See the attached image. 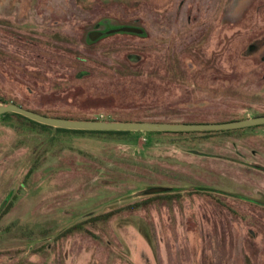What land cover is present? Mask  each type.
<instances>
[{"label":"rangeland","instance_id":"obj_1","mask_svg":"<svg viewBox=\"0 0 264 264\" xmlns=\"http://www.w3.org/2000/svg\"><path fill=\"white\" fill-rule=\"evenodd\" d=\"M104 19L143 37L92 42ZM0 87L30 109L102 121L254 118L264 114V0H0ZM43 140L0 119V264H264V127L52 132L53 147L33 154ZM157 186L172 191L136 196ZM79 223L88 232L65 233Z\"/></svg>","mask_w":264,"mask_h":264},{"label":"trees","instance_id":"obj_2","mask_svg":"<svg viewBox=\"0 0 264 264\" xmlns=\"http://www.w3.org/2000/svg\"><path fill=\"white\" fill-rule=\"evenodd\" d=\"M108 19V18H107ZM107 19H104L103 24L107 27L106 29H104V35L101 39H99L97 42L103 40L104 38L110 37L113 34H122V33H126L125 31H123L124 28H136L139 29L137 27H135L132 23H123V24H119L117 21H113V26L112 24L106 23V21H108ZM141 30V29H139ZM142 31V30H141ZM130 33V32H128ZM132 35H134L135 33H130ZM140 34L139 36L143 37V34L141 33H137ZM136 34V35H137ZM89 43H92L90 40L88 41ZM96 43V42H95ZM123 72H120L119 74H121ZM137 73L133 72L130 69H126V73L123 75L124 76H135ZM84 75H88L87 72H81L80 76H84ZM0 103H6V104H17L19 106H22L28 110L46 115V116H50V117H56V118H64V119H71V120H88V121H99L101 120L100 118L97 117H86V116H81V115H73V116H68L65 115L61 112H43V111H38V110H33L28 108L26 105H24L23 103L19 102L16 99L13 98H7L2 91V88L0 87ZM258 116H264V114H258L256 115V117ZM1 121L7 125L8 127H11L15 130H17L19 133H23V132H31V134H35L38 136H43L44 140L41 143H38L36 145L33 146V154H35V151L39 150L40 145L42 144L44 146V150H50L53 145L54 142H51L48 139L49 134H51L52 132H56L59 134H73V135H96V136H118L119 138H124L127 136H138V135H142L145 134L147 135L149 138H158V137H183L186 135H192V134H221V133H232L234 132V130L231 131H216V132H152V133H141V132H119V131H83V130H68V129H61V128H54L51 126H47V125H43L40 124L38 122H35L33 120H30L20 114H16V113H7L5 115L0 116ZM103 121H113V122H165V123H224V122H232V121H240V120H231V121H219V122H195V121H189V122H174L171 120H161V119H155V118H150V117H139L134 119L132 116L129 118L122 116L121 114H112L110 116L104 117ZM257 127H264V125L261 126H256ZM240 130V129H239ZM53 139V137H52ZM61 142V140H60ZM39 153V151H38ZM37 153V154H38ZM37 165V162H34V165L32 166V169L30 170L29 175L34 171V167ZM174 191V190H173ZM171 192V191H170ZM158 195V194H156ZM139 206H133L131 207V209H136ZM6 208L7 206L3 209L2 213L0 214V219L2 217V215L6 212ZM130 209V208H129ZM116 215L115 212H109L107 214H103L101 216L95 217L91 220V223L96 225L97 223H99L100 221L102 222H109L114 216ZM85 224L87 223H79L76 224L75 226H72L71 228H69L65 233L67 235H74L77 233H83V232H88V230L85 228ZM89 233H91L89 231ZM94 235V234H93Z\"/></svg>","mask_w":264,"mask_h":264},{"label":"water","instance_id":"obj_3","mask_svg":"<svg viewBox=\"0 0 264 264\" xmlns=\"http://www.w3.org/2000/svg\"><path fill=\"white\" fill-rule=\"evenodd\" d=\"M123 31L130 33H141L136 28H124ZM104 35L103 32H95L90 36L91 41H97ZM7 113L20 114L30 120L54 128L83 131H119V132H216L231 131L245 128H252L264 125V116L248 118L240 121L224 123H165V122H113V121H88V120H71L46 116L31 110H28L17 104L0 105V116ZM172 191L170 187H152L142 190L136 194L138 197L152 196L156 194ZM5 202L0 208V214L6 207Z\"/></svg>","mask_w":264,"mask_h":264}]
</instances>
